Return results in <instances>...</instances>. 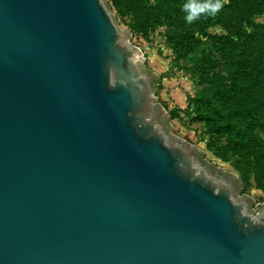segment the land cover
<instances>
[{"label":"water","instance_id":"95a60500","mask_svg":"<svg viewBox=\"0 0 264 264\" xmlns=\"http://www.w3.org/2000/svg\"><path fill=\"white\" fill-rule=\"evenodd\" d=\"M129 36L107 0H0V264H264V202Z\"/></svg>","mask_w":264,"mask_h":264},{"label":"rangeland","instance_id":"374dc122","mask_svg":"<svg viewBox=\"0 0 264 264\" xmlns=\"http://www.w3.org/2000/svg\"><path fill=\"white\" fill-rule=\"evenodd\" d=\"M107 1L119 26L129 29V42L142 50L143 64L159 77L154 93L168 113L171 132L201 149L207 161L237 174L241 181L238 194L250 195L254 199L251 207L256 208V203L264 202V160L241 159L224 144V137L216 139L207 134L203 124L193 117L195 104L191 97L208 92L212 75L223 68L222 53L210 46L209 35L245 36L254 31L256 24L264 23V13L253 14L248 21L238 20L237 12L226 8L232 0H221L222 7L206 20L195 18L189 23L186 17L165 15L158 23L149 24L144 17L138 27L137 16L122 8L120 1L117 5ZM144 1L150 6L156 2ZM251 130L264 142V129Z\"/></svg>","mask_w":264,"mask_h":264},{"label":"trees","instance_id":"16d2710c","mask_svg":"<svg viewBox=\"0 0 264 264\" xmlns=\"http://www.w3.org/2000/svg\"><path fill=\"white\" fill-rule=\"evenodd\" d=\"M111 1L116 5L120 1L122 8L135 14L138 27L144 17L152 24L158 23L161 16L188 15L184 6L189 0H156L151 6L144 0ZM226 8L236 11L238 20L248 21L253 14L264 13V0H232ZM211 14L205 12L197 18L206 20ZM209 43L222 53L223 68L212 75L208 92L191 97L195 104L193 117L203 124L207 134L216 139L224 137V144L241 159L262 161L264 142L251 128L264 129V23L256 24L254 31L245 36L211 34Z\"/></svg>","mask_w":264,"mask_h":264},{"label":"clouds","instance_id":"9594fccd","mask_svg":"<svg viewBox=\"0 0 264 264\" xmlns=\"http://www.w3.org/2000/svg\"><path fill=\"white\" fill-rule=\"evenodd\" d=\"M226 3L227 0H224ZM222 7L221 0H205L204 3H199L198 0H189V2L184 6V10L188 13L186 20L190 23L192 20L197 18L200 14L205 12H210L215 14Z\"/></svg>","mask_w":264,"mask_h":264}]
</instances>
